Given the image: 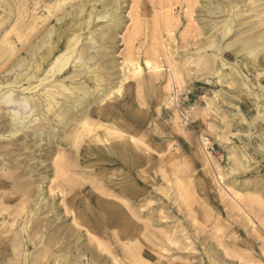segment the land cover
<instances>
[{"label": "bare ground", "instance_id": "obj_1", "mask_svg": "<svg viewBox=\"0 0 264 264\" xmlns=\"http://www.w3.org/2000/svg\"><path fill=\"white\" fill-rule=\"evenodd\" d=\"M7 1L6 19L1 20L0 27L7 25L11 13L17 17L18 25L11 27L4 40L11 54L16 55L8 57L0 71V264H31L33 252L38 264H101L102 254L93 248L92 242L85 243L83 235L85 231L106 234L107 228L112 226L120 228V233L114 236L116 244L119 246L122 238L126 240L127 246L120 245V255L135 257L139 250L133 240L138 232L133 221L135 216L127 205L129 201L125 204L114 191L120 187L105 164L112 161L117 166L119 162L126 172L130 171L135 158L134 138L129 134L124 146H120L112 140L115 139L113 134L108 131L106 136L103 129L117 124L113 101L121 94L125 82L137 76L136 85H143L140 76L143 61L148 70L155 72L159 68L146 59L144 41L135 37L141 16L145 15L141 7L143 0H132L129 5L127 16L134 24L123 35L126 48L121 75L116 82L111 81L115 72L112 44L123 27L126 0ZM201 1L199 21L207 30L221 21L232 30L241 25L238 21L247 14L256 18L249 25V30H254L251 34L234 42L236 46L228 53L222 51L221 56L237 62L231 64L220 58L218 63L234 74L241 87L255 85L264 97V57L259 55L264 50V0ZM150 2L154 13L167 17V22L175 17L174 9H179L178 16L183 12L182 16L193 22L200 0ZM175 4L178 6L173 7ZM241 30L244 27L235 32ZM12 33L20 44L14 45L11 41ZM194 36L197 34L190 35ZM176 70L172 68V78L179 83ZM262 106L264 109V102ZM262 116L260 122L264 128V114ZM253 135V132L245 135L248 153L243 146H235L244 164L257 166L264 161V150L259 148L264 147V130L258 148L253 144ZM36 150L43 153L33 155ZM95 154L105 157L92 158ZM251 156L254 162H250ZM43 169L52 171L55 179L49 189L53 194L49 196L44 191L47 174L42 173ZM242 180L238 177L224 180L221 175L212 179L210 186L216 193L212 203L216 205L219 224L226 225L229 235L220 239L210 233L211 227L209 231L205 227L202 231L200 225H193L196 227L192 231L193 238L204 248L197 254H183L184 257H198L199 264H255L264 259V217L261 214L264 202L254 197L240 198L236 190L248 186ZM85 182H89L90 190L84 188ZM198 190L205 191V188L194 184L187 191ZM54 198L61 200L53 201ZM201 207L207 211L205 204ZM207 208L211 210L210 206ZM60 210H64V214L60 215ZM43 211L45 215H41ZM70 219L71 223L67 224ZM6 222L10 225L6 226ZM215 231L217 233V227ZM186 234L185 240L190 237ZM96 244L100 248L102 243L96 241ZM189 249L197 251L194 246Z\"/></svg>", "mask_w": 264, "mask_h": 264}, {"label": "rangeland", "instance_id": "obj_2", "mask_svg": "<svg viewBox=\"0 0 264 264\" xmlns=\"http://www.w3.org/2000/svg\"><path fill=\"white\" fill-rule=\"evenodd\" d=\"M150 1L143 0L141 3L145 15L141 16L143 24H138L135 37L144 41L147 49L146 59H149L153 66L158 65V71L148 70L143 61L140 74L144 80L143 85H136L137 76L125 82L121 94H118L113 101L118 117L117 124L115 126L105 124L108 129H103L106 136L108 131L113 134L115 139L112 140L119 142L120 146H124L129 134L134 138L135 158L130 171L126 172V169L120 167L122 164L119 162L117 166L112 161H107L105 164L107 172L116 179L115 182L118 188L120 187V190L114 191L125 204L129 201L127 205H130L134 213L133 221L138 227V232L133 240L138 244L139 250L135 253V257L132 256L133 260L126 255H120V247L126 240L122 238L119 240L120 243L118 242L119 246L116 244L117 239L114 236L120 233L118 227L107 228L106 234L95 235L83 231L85 243L92 242L93 248L102 254L99 258L101 264H199L198 257L190 259L186 255L183 256L188 252L197 254L201 248H204V245L199 246L197 240L193 238L192 233L197 225L201 226L199 227L202 231L211 227L210 233L219 236L220 239L223 235H229L226 225L219 224L216 205L212 203L216 193L210 185L217 175L223 176L224 180L235 177L243 179L242 181L246 183L244 184L248 186L244 190L242 188L238 189L239 191L236 190L238 196L243 197L244 200L259 198L264 202V161L257 166L244 164L235 146H243L244 152L248 153L244 140L245 135L252 132L254 133L253 144L256 147L259 146L264 130L260 122L264 114L262 106L264 97L260 95V89L255 85L248 88L241 87L234 74L219 65L220 58L231 64L237 62L221 54L228 53L232 47L236 46L235 43L239 39L254 31L249 30L251 27L249 25L256 18L247 14L238 21L241 25L235 26L232 30H228L227 23L221 21L211 31L205 29V24L199 21L200 8L203 4L201 0L196 4L199 10L196 9L194 12L193 22L183 17L182 11V15L178 16L179 9H174L175 19L169 18L167 22V17L165 18L161 13L158 17L157 13H154ZM171 1L176 3L177 0ZM131 2L132 0H126L123 3V27L114 36L112 44L114 51L112 61L115 66L112 82H116L121 75L119 71H121L123 52L126 48L123 35L133 28L130 25L134 24V21L127 16ZM5 3L8 5L9 1L0 0V22L6 19L7 5ZM176 6L178 4L173 7ZM3 12L4 14L1 15ZM11 16L7 25L0 27V71L8 57L16 55V53L11 54L8 45L4 43L11 27L18 25V19L14 13H11ZM192 24L194 27L191 26ZM242 27L244 30L235 32ZM195 33L197 36L191 38L190 35ZM12 35L13 33L9 36L14 45L20 44L19 40H15L17 39L14 37L15 34ZM259 55L263 59L264 50ZM173 67L177 69L179 83H175L172 78ZM249 75H252V78L255 77V74ZM259 148L264 150L263 146ZM33 153L39 156L43 151L39 153L36 150ZM101 157H105L104 154H95L92 158ZM254 161V157L251 156L250 162ZM44 170L42 173L47 174L44 191L45 195L49 196L53 194V191L49 189L55 179L52 171L44 172ZM194 184L205 188V191L188 192L187 190H191ZM252 185L254 187H251ZM87 186L89 182H85L84 188L90 190ZM59 199L54 198L53 201L60 202ZM196 201L197 203H194ZM204 204L207 211L201 207ZM209 206L211 210L207 208ZM44 212L41 215H45L46 212ZM63 212L64 210H60V215L64 214ZM261 214L264 217V211L261 210ZM6 223V226L10 225V222ZM69 223L71 219L67 221V224ZM185 234L191 237L186 239L187 241L184 238ZM96 241L102 243L100 248ZM188 242L193 244L196 252L189 249L193 246L187 245ZM34 253L36 252H33L30 259L31 264H38L33 259L36 256ZM259 261L254 263L264 264V259Z\"/></svg>", "mask_w": 264, "mask_h": 264}]
</instances>
